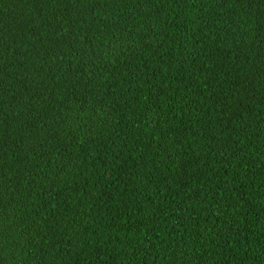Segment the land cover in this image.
<instances>
[{
    "label": "trees",
    "instance_id": "1",
    "mask_svg": "<svg viewBox=\"0 0 264 264\" xmlns=\"http://www.w3.org/2000/svg\"><path fill=\"white\" fill-rule=\"evenodd\" d=\"M0 264H264V0H0Z\"/></svg>",
    "mask_w": 264,
    "mask_h": 264
}]
</instances>
